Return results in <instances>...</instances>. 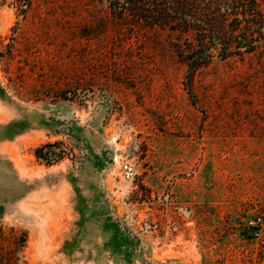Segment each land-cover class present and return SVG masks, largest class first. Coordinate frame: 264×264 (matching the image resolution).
Listing matches in <instances>:
<instances>
[{
	"label": "rangeland",
	"instance_id": "1",
	"mask_svg": "<svg viewBox=\"0 0 264 264\" xmlns=\"http://www.w3.org/2000/svg\"><path fill=\"white\" fill-rule=\"evenodd\" d=\"M187 74L108 2L0 0V264H264V44Z\"/></svg>",
	"mask_w": 264,
	"mask_h": 264
},
{
	"label": "trees",
	"instance_id": "2",
	"mask_svg": "<svg viewBox=\"0 0 264 264\" xmlns=\"http://www.w3.org/2000/svg\"><path fill=\"white\" fill-rule=\"evenodd\" d=\"M31 1L16 0L22 7L30 6ZM93 1L108 2L112 20L119 27L147 26L166 33L176 56L188 66L190 85L216 58L244 57L264 44V6L260 0ZM57 146L43 145L37 156L51 162L58 156L53 150Z\"/></svg>",
	"mask_w": 264,
	"mask_h": 264
},
{
	"label": "built area",
	"instance_id": "3",
	"mask_svg": "<svg viewBox=\"0 0 264 264\" xmlns=\"http://www.w3.org/2000/svg\"><path fill=\"white\" fill-rule=\"evenodd\" d=\"M262 223V218H257L255 220L249 221V227L256 230L255 235L259 236L260 235V226Z\"/></svg>",
	"mask_w": 264,
	"mask_h": 264
}]
</instances>
